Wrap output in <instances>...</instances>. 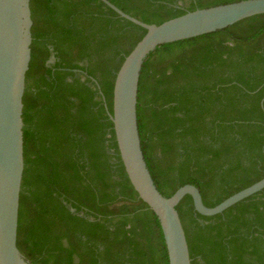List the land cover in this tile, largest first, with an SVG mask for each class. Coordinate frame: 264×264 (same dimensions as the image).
<instances>
[{
	"label": "trees",
	"instance_id": "1",
	"mask_svg": "<svg viewBox=\"0 0 264 264\" xmlns=\"http://www.w3.org/2000/svg\"><path fill=\"white\" fill-rule=\"evenodd\" d=\"M147 24L242 0H109ZM17 246L31 264H170L160 222L125 171L110 113L146 30L100 0H30ZM53 62L51 63V60ZM159 192L215 207L264 178V14L159 46L137 99ZM192 264H264V189L207 217L177 206Z\"/></svg>",
	"mask_w": 264,
	"mask_h": 264
},
{
	"label": "water",
	"instance_id": "2",
	"mask_svg": "<svg viewBox=\"0 0 264 264\" xmlns=\"http://www.w3.org/2000/svg\"><path fill=\"white\" fill-rule=\"evenodd\" d=\"M120 17L147 32L122 63L113 89L116 142L127 176L139 198L157 216L170 264H192L186 233L177 206L186 195L203 216L223 213L262 191L264 178L215 207H207L194 185L180 187L171 197L157 189L141 146L137 99L143 65L159 46L213 33L242 20L264 14V0H242L188 12L160 25L147 24L100 0ZM30 0H0V264H31L17 246L20 194L24 173L23 97L31 61Z\"/></svg>",
	"mask_w": 264,
	"mask_h": 264
},
{
	"label": "flooded vegetation",
	"instance_id": "3",
	"mask_svg": "<svg viewBox=\"0 0 264 264\" xmlns=\"http://www.w3.org/2000/svg\"><path fill=\"white\" fill-rule=\"evenodd\" d=\"M53 62V59L51 60V63Z\"/></svg>",
	"mask_w": 264,
	"mask_h": 264
}]
</instances>
